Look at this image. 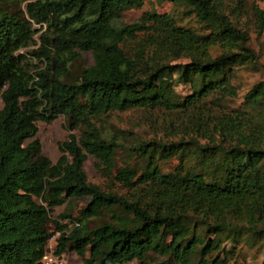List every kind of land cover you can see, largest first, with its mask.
<instances>
[{
	"label": "trees",
	"instance_id": "obj_1",
	"mask_svg": "<svg viewBox=\"0 0 264 264\" xmlns=\"http://www.w3.org/2000/svg\"><path fill=\"white\" fill-rule=\"evenodd\" d=\"M7 1L0 0V264H41L53 234L50 212L74 198H86L76 224L67 230L53 221L60 233L57 255L73 251L84 264H246L227 254L239 238L264 245V77L239 108H227L225 100L236 95V66L264 67L246 31L222 11L223 0H181L207 29L199 33L154 12L112 24L142 0H20L25 15L7 11ZM254 15L264 34V6ZM33 23L45 30L31 51L44 66L32 71L17 51L31 43ZM216 44L225 50L212 56ZM82 51L91 52L93 63L74 76L69 67ZM182 54L188 61L163 60ZM173 75L192 92L180 97L167 82ZM155 107L182 112L196 135L133 146L144 161L141 173L124 167L114 176L135 190L133 197L90 183L87 155L108 176L120 147L96 125L100 117ZM59 115L79 136L70 132L59 142L60 156L52 163L35 137L36 122ZM172 157L176 171L162 173L156 160ZM103 213L108 220L89 226ZM227 241L236 243L226 251ZM150 252L167 260L147 263Z\"/></svg>",
	"mask_w": 264,
	"mask_h": 264
},
{
	"label": "rangeland",
	"instance_id": "obj_2",
	"mask_svg": "<svg viewBox=\"0 0 264 264\" xmlns=\"http://www.w3.org/2000/svg\"><path fill=\"white\" fill-rule=\"evenodd\" d=\"M264 0H223L222 11L230 18L232 23L239 29L246 31L248 35V44L256 52L258 63L264 67V34L258 31L255 20V9L262 8ZM7 11L25 15L24 2L20 0H8L4 4ZM146 12H154L162 15L166 14L171 17L177 26L190 28L195 32H207V29L198 22L196 16L192 12L187 11V6L181 0H142L139 6H134L124 9L120 14L112 20L113 25H121L124 23L136 22L142 14ZM35 32L32 36V41L29 45L20 48L17 54L23 55V63L35 70L44 66V61L35 59L31 54L32 50L37 49L40 44V34L45 30V26L41 24H32ZM141 35L137 39H140ZM135 43H131V47ZM130 46H128L129 48ZM225 50L224 45L216 44L210 48V53L215 56ZM131 52V51H129ZM80 55L70 64V71L74 76L78 71L93 63L92 54L89 51L79 52ZM165 62L175 64L188 61L185 55L173 57L168 55L163 58ZM264 77V72L261 68L252 67L251 65H239L235 67L234 75L231 78V84L235 87L236 95L226 97L225 104L229 109H236L243 105L244 95L251 86ZM175 75L169 77L167 82L173 83L174 91L184 97L192 92L189 84H182L174 81ZM214 94L209 98L216 97ZM3 107V101L0 96V109ZM194 122H188L182 112L171 111L163 107L155 108H131L123 111H110L102 115L96 125L106 132L108 136H113L120 143V147L116 149L114 156V166L111 174L108 176L102 175L97 169V160L94 156L88 154L84 163V170L90 183L96 184L104 191L115 192L127 198L133 197L135 190L124 186L121 182L114 179L115 174L124 167L133 168L136 170V175H139L144 168V161L132 151V147L140 141H148L157 139L160 141H177L179 138L188 139L189 136H195L193 131ZM264 125V122H263ZM37 132L35 137L39 140L42 154L55 163L60 156L58 144L67 139L70 132L79 136V131L68 129V122L64 115H59L51 122H36ZM201 142L205 139L200 138ZM156 164L160 171L164 174L174 172L178 166V159L172 157L170 159H157ZM86 203V198L70 199L67 208L66 204L54 206L50 212L49 227L53 231L52 236L46 245V254L41 260V264H84L83 259L73 251H66L60 255L55 254L56 239L59 232L56 231L53 221L60 224H65L67 230L72 228L75 223V218L78 216V211ZM66 212L70 215L68 218H61L60 214ZM110 214L103 213L101 218H93L89 221V226L95 225L103 220H108ZM232 252L227 254L230 261L238 260L246 264H264V245L249 246L245 244L242 238ZM236 242L227 241L224 244L225 250H229ZM88 256V252H86ZM167 260L166 256L150 252L145 261L147 263H158ZM139 260H134L132 264H138Z\"/></svg>",
	"mask_w": 264,
	"mask_h": 264
}]
</instances>
